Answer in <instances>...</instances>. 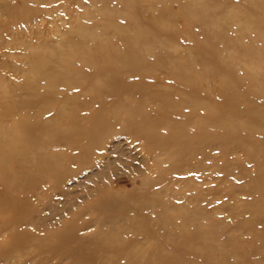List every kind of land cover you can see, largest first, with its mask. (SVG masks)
<instances>
[{"label":"rangeland","instance_id":"rangeland-1","mask_svg":"<svg viewBox=\"0 0 264 264\" xmlns=\"http://www.w3.org/2000/svg\"><path fill=\"white\" fill-rule=\"evenodd\" d=\"M72 37L92 59L118 54L90 60L85 90L57 97L49 119L66 99L79 107V92L84 117L144 104L155 115L161 104L173 128L153 130L168 144L111 132L85 160L67 150L56 172L11 169L0 181V264H147L146 254L125 260L133 249L148 264H264V0H0V99L48 90L47 67L25 88L28 56L64 59ZM12 119H0V140ZM108 197L118 204L100 207ZM200 233L224 254L211 258Z\"/></svg>","mask_w":264,"mask_h":264},{"label":"bare ground","instance_id":"bare-ground-1","mask_svg":"<svg viewBox=\"0 0 264 264\" xmlns=\"http://www.w3.org/2000/svg\"><path fill=\"white\" fill-rule=\"evenodd\" d=\"M23 13L24 15L28 14L25 11ZM62 45L67 54V57L64 59H58L57 55L44 56L40 53H34L28 56L29 58L25 63L28 76L26 77L24 86L28 89H31L39 83V78H41L40 75L44 68H54L56 70L51 72L54 75L48 84V90H43L44 92L31 91L27 93L26 98L23 100L16 99L15 93L8 94L7 97L0 99V106L3 108L0 119H3V116L14 117L12 124L8 126L7 130L2 129V139L0 140V181L6 176H12L11 169L13 168L16 170L15 173H19L25 177L33 176V173L39 171L54 170L56 172V170L61 168L62 164L67 163L69 152L72 158L77 157L78 159L85 160L88 155L93 153H90L89 148L92 146L96 147L105 133H133L135 138L143 140L149 148L157 136L161 139L160 143L168 144V141L163 137L165 134H160V132L153 130L155 129L153 127L154 121L164 122V126L169 133H171L170 127L173 128L172 124L167 121L168 112L161 104L158 105L160 112L155 115H151L150 108L144 104L136 108L134 106H127L125 113L117 112L105 115L101 110L97 112L95 110L93 116L87 113L84 117L80 113L81 111H88L89 104L84 99V94L79 92V98H77L80 100L79 107H71L70 102L66 99L62 106L49 119L48 114H51L52 105L57 97L62 96L67 91L69 92V90L76 87H79L80 91L85 90L84 86L87 84L88 75L87 66L90 65V60L95 65H99L101 61H108L109 55L118 54L112 48L105 47L101 56L92 59L86 49V44L82 41L75 40L73 37L64 40ZM127 49H130V51L133 50L132 46H128ZM74 58L81 64L83 69L77 71L73 69L71 61ZM130 59L131 56L123 58V66ZM173 73L174 71L170 67L168 74L172 75ZM172 77L176 80L183 81L181 80L182 75L174 74ZM32 80L35 82H32ZM56 81H59V84H56ZM193 81L196 82L198 80L193 79ZM193 81L190 80V82ZM259 86L264 87V84L259 83ZM12 91L10 90L9 93ZM104 95L112 98L111 93ZM108 96L107 98H109ZM103 99H105L104 96L95 98L92 104H102ZM97 107L99 108L100 106ZM46 115L48 117L46 118L52 122V125H48V121L43 122V117ZM100 116L106 117L104 119H97ZM68 141L74 143L72 144ZM60 142L66 144V150H52L50 148L52 143L56 145ZM83 144L84 146H82ZM74 145L78 147L75 149H79L78 151H80L76 156L72 154L74 149L71 150V147ZM67 150H69L68 153ZM117 204L118 200L115 197H108L100 202V207L114 206ZM189 216L194 217L193 214ZM162 227L168 228L167 225H163ZM134 231H138V228H134ZM71 235V232L67 235H61L59 237V243L65 242ZM193 239L202 245L211 258L216 254H224V252H218L215 246L209 249L205 248V245L208 244L204 234L200 233ZM202 241H205V245ZM138 254H146L147 262L144 261L147 264L150 262V254L140 249H133L129 253H126L125 260L127 262L130 260L134 263ZM256 261L259 262L257 259Z\"/></svg>","mask_w":264,"mask_h":264}]
</instances>
